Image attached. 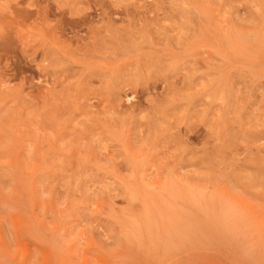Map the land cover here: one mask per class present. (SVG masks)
<instances>
[{
  "label": "rangeland",
  "instance_id": "1",
  "mask_svg": "<svg viewBox=\"0 0 264 264\" xmlns=\"http://www.w3.org/2000/svg\"><path fill=\"white\" fill-rule=\"evenodd\" d=\"M0 264H264V0H0Z\"/></svg>",
  "mask_w": 264,
  "mask_h": 264
}]
</instances>
